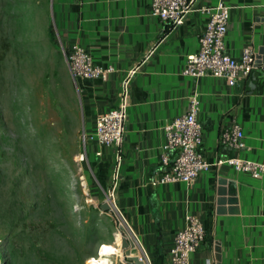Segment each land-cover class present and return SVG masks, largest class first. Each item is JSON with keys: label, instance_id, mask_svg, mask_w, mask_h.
Instances as JSON below:
<instances>
[{"label": "crops", "instance_id": "0c3cea01", "mask_svg": "<svg viewBox=\"0 0 264 264\" xmlns=\"http://www.w3.org/2000/svg\"><path fill=\"white\" fill-rule=\"evenodd\" d=\"M219 2L230 7L228 53L239 58L245 47L255 52V67L238 86L224 77L183 73L208 21L205 7ZM53 3L62 47L69 50L73 43H81L96 64L113 68L105 80L71 75L83 134H92L98 114L118 104L122 79L131 67L140 66L131 81L126 130L119 147L117 202L151 263L173 264L175 235L191 213L201 219L206 237L189 264H264V176L254 178L231 165L215 164L231 156L264 158V0H193L194 9L179 26L152 15V0ZM193 94L200 104L202 150L212 165L191 183H156L166 169L161 160L165 126L188 111ZM235 122L243 129L242 148L221 140L223 129ZM116 150L93 140L84 146L88 186L102 200L111 185Z\"/></svg>", "mask_w": 264, "mask_h": 264}, {"label": "rangeland", "instance_id": "374dc122", "mask_svg": "<svg viewBox=\"0 0 264 264\" xmlns=\"http://www.w3.org/2000/svg\"><path fill=\"white\" fill-rule=\"evenodd\" d=\"M53 2L0 0L2 264H127L129 228L81 177L82 111Z\"/></svg>", "mask_w": 264, "mask_h": 264}, {"label": "built area", "instance_id": "2783aa9c", "mask_svg": "<svg viewBox=\"0 0 264 264\" xmlns=\"http://www.w3.org/2000/svg\"><path fill=\"white\" fill-rule=\"evenodd\" d=\"M193 9V0H152L151 13L163 23L179 26ZM205 10L209 17L205 29L200 34L199 48L187 56L183 73L191 77L204 75L224 77L231 86H234L254 69L255 52L251 47H245L241 56L236 58L226 50L225 36L230 20L228 5L219 2L216 6L205 7ZM66 54L74 79L102 78L105 80L113 69L96 64L91 52L78 42L73 43ZM139 68V65H135L127 71L122 79L118 104L113 109L98 114L94 132L89 135L84 133L83 137L84 146L88 140H93L100 147H116V165L104 201H107L113 211L117 212L120 222L129 228L127 235L139 250L140 258L147 264H152L141 240L117 202V186L122 162L119 147L126 130L131 81ZM199 108L198 96L193 94L190 96L188 111L166 124L165 142L161 154V160L166 169L155 180L156 183L164 184L174 181L191 183L195 181L200 172L208 170L212 165L202 150L203 128L197 117ZM243 138V129L237 122L224 128L221 133L222 142L234 148L244 146ZM100 153L98 152V154ZM215 164L231 165L235 170L248 173L254 178L264 176V158L253 160L241 156H231L218 159ZM81 177L84 185L89 187L87 173L82 172ZM205 237L206 230L199 216L187 214L185 225L175 235L171 248V262L173 264H189L191 254L200 247Z\"/></svg>", "mask_w": 264, "mask_h": 264}, {"label": "water", "instance_id": "95a60500", "mask_svg": "<svg viewBox=\"0 0 264 264\" xmlns=\"http://www.w3.org/2000/svg\"><path fill=\"white\" fill-rule=\"evenodd\" d=\"M241 83V82H240ZM238 82L236 86H238ZM123 247L126 248V255L128 256L127 264H147L144 260H142L139 256L132 255V249L135 248V245L132 241L128 240L125 236L122 237ZM0 264H2V253L0 249Z\"/></svg>", "mask_w": 264, "mask_h": 264}, {"label": "bare ground", "instance_id": "6f19581e", "mask_svg": "<svg viewBox=\"0 0 264 264\" xmlns=\"http://www.w3.org/2000/svg\"><path fill=\"white\" fill-rule=\"evenodd\" d=\"M121 241H122V235L119 234V237H118L119 245L121 244ZM91 264H111V262L108 259H95L91 262Z\"/></svg>", "mask_w": 264, "mask_h": 264}]
</instances>
